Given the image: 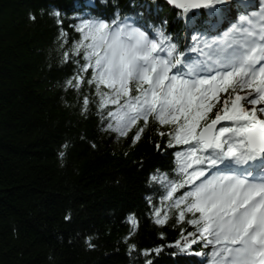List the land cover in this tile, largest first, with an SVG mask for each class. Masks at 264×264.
I'll return each instance as SVG.
<instances>
[{"label":"snow or ice","instance_id":"snow-or-ice-1","mask_svg":"<svg viewBox=\"0 0 264 264\" xmlns=\"http://www.w3.org/2000/svg\"><path fill=\"white\" fill-rule=\"evenodd\" d=\"M166 3L184 22L183 44L167 19L141 23L144 12L122 15L118 5L111 17L76 9L69 27L78 39L61 57L76 67L64 87L80 93L87 85L94 98L83 95L81 114L94 104L101 130L117 139L134 145L152 123L167 138L158 151L179 146L174 169L150 174L162 195L159 205L148 202L154 223L173 220L181 238L151 249L129 243L130 254L144 257L138 264H154L165 247L178 250L173 256L207 257V264H264V0ZM52 15L63 25L59 10ZM67 35L61 29V49ZM128 222L138 224L135 216Z\"/></svg>","mask_w":264,"mask_h":264},{"label":"trees","instance_id":"trees-1","mask_svg":"<svg viewBox=\"0 0 264 264\" xmlns=\"http://www.w3.org/2000/svg\"><path fill=\"white\" fill-rule=\"evenodd\" d=\"M116 5L122 15L144 12L141 23L167 19L168 31L185 42L184 22H176V10L163 1L0 0V264H138L144 257L130 254L129 243L151 249L181 238L173 220L154 223L148 202L159 205L162 195L150 174L174 169L179 146L158 151L156 143L167 138L156 135L152 123L134 145L117 139L101 130L94 104L81 114L83 95L94 98L87 85L80 93L64 87L76 67L61 62L62 51L78 39L69 27L80 15L76 9L111 17ZM61 29L68 33L65 49ZM130 216L138 221L135 229ZM177 251L165 247L151 258L154 264H206L207 257L173 256Z\"/></svg>","mask_w":264,"mask_h":264},{"label":"water","instance_id":"water-1","mask_svg":"<svg viewBox=\"0 0 264 264\" xmlns=\"http://www.w3.org/2000/svg\"><path fill=\"white\" fill-rule=\"evenodd\" d=\"M146 1H149V2H153V0H146ZM157 1H160V0H155V2H157ZM169 8H171V9H174L172 6H170V5H168L167 3H166V0H162ZM175 10V9H174ZM177 11V10H176Z\"/></svg>","mask_w":264,"mask_h":264},{"label":"rangeland","instance_id":"rangeland-1","mask_svg":"<svg viewBox=\"0 0 264 264\" xmlns=\"http://www.w3.org/2000/svg\"><path fill=\"white\" fill-rule=\"evenodd\" d=\"M234 11V9L232 8L231 12Z\"/></svg>","mask_w":264,"mask_h":264},{"label":"bare ground","instance_id":"bare-ground-1","mask_svg":"<svg viewBox=\"0 0 264 264\" xmlns=\"http://www.w3.org/2000/svg\"><path fill=\"white\" fill-rule=\"evenodd\" d=\"M191 43V42H190Z\"/></svg>","mask_w":264,"mask_h":264}]
</instances>
